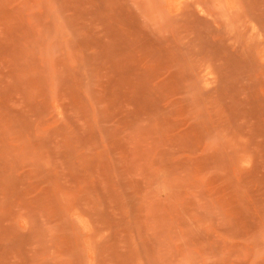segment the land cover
Returning a JSON list of instances; mask_svg holds the SVG:
<instances>
[{"label": "rangeland", "instance_id": "1", "mask_svg": "<svg viewBox=\"0 0 264 264\" xmlns=\"http://www.w3.org/2000/svg\"><path fill=\"white\" fill-rule=\"evenodd\" d=\"M0 264H264V0H0Z\"/></svg>", "mask_w": 264, "mask_h": 264}]
</instances>
